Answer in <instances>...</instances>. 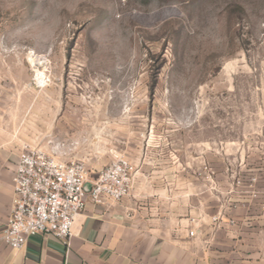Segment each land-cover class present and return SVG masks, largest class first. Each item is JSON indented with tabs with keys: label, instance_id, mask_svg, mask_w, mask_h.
Returning a JSON list of instances; mask_svg holds the SVG:
<instances>
[{
	"label": "rangeland",
	"instance_id": "374dc122",
	"mask_svg": "<svg viewBox=\"0 0 264 264\" xmlns=\"http://www.w3.org/2000/svg\"><path fill=\"white\" fill-rule=\"evenodd\" d=\"M0 119L94 173L130 160L131 192L217 193L209 161L264 135V0H0Z\"/></svg>",
	"mask_w": 264,
	"mask_h": 264
},
{
	"label": "crops",
	"instance_id": "0c3cea01",
	"mask_svg": "<svg viewBox=\"0 0 264 264\" xmlns=\"http://www.w3.org/2000/svg\"><path fill=\"white\" fill-rule=\"evenodd\" d=\"M254 137L239 146V161H209L217 193L190 189L180 176L174 178L185 187L174 192L159 187L176 183L165 177L153 178L156 187L147 194L136 187L120 202L96 205L87 196L69 242L35 235L13 250L1 232L16 198L13 178L27 141L0 119V264H264V135Z\"/></svg>",
	"mask_w": 264,
	"mask_h": 264
},
{
	"label": "built area",
	"instance_id": "2783aa9c",
	"mask_svg": "<svg viewBox=\"0 0 264 264\" xmlns=\"http://www.w3.org/2000/svg\"><path fill=\"white\" fill-rule=\"evenodd\" d=\"M135 169L130 160L121 157L92 174L84 162L62 161L42 149L25 147L16 164V198L2 240L13 250L21 249L35 235L69 242L87 196L96 205L120 202L131 193Z\"/></svg>",
	"mask_w": 264,
	"mask_h": 264
}]
</instances>
